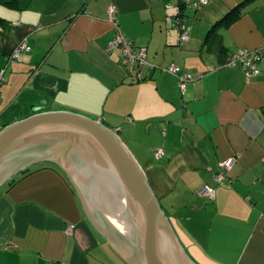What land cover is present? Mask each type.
Returning <instances> with one entry per match:
<instances>
[{
  "label": "crops",
  "instance_id": "1",
  "mask_svg": "<svg viewBox=\"0 0 264 264\" xmlns=\"http://www.w3.org/2000/svg\"><path fill=\"white\" fill-rule=\"evenodd\" d=\"M182 3L0 0V129L52 111L99 120L142 167L196 264H264V0ZM108 6L124 36L146 47L155 66L147 79L130 78L119 52L106 51L114 35ZM235 7L238 16L207 37ZM177 14L185 18V42L173 25ZM22 40L30 51L10 60ZM238 48L262 50L251 80L224 65ZM169 64L194 77L183 92L160 69ZM227 158L234 162L219 184L214 176ZM29 169L0 192V264H126L90 223L57 163ZM203 185L215 189L212 201L197 196Z\"/></svg>",
  "mask_w": 264,
  "mask_h": 264
},
{
  "label": "water",
  "instance_id": "2",
  "mask_svg": "<svg viewBox=\"0 0 264 264\" xmlns=\"http://www.w3.org/2000/svg\"><path fill=\"white\" fill-rule=\"evenodd\" d=\"M46 160L65 172L88 220L126 264H196L115 130L67 111L0 129V188Z\"/></svg>",
  "mask_w": 264,
  "mask_h": 264
},
{
  "label": "built area",
  "instance_id": "3",
  "mask_svg": "<svg viewBox=\"0 0 264 264\" xmlns=\"http://www.w3.org/2000/svg\"><path fill=\"white\" fill-rule=\"evenodd\" d=\"M207 0H183V6L187 8H198L205 4ZM106 17L111 22L114 28L113 38L106 45V51L112 52L117 50L120 54L122 62L125 66L127 75L135 81H143L148 78L150 72L155 67L150 63L147 57L146 47L136 46L130 40H128L120 29L118 19L116 17V11L113 6H108L106 10ZM173 25L180 31V41L185 42L189 39L188 29L185 25V18L183 14H177L174 17ZM30 45L25 41H19L12 49L9 59L13 60L18 58L25 52L30 51ZM262 57V50L255 49L249 50L246 48H238L233 51H229L226 54L224 62L225 66L238 67L244 73L246 80H251L259 75L260 68L259 62ZM163 72L169 73L176 77L178 80L179 88L183 92L185 83L191 81L194 77L185 69L175 65L169 64L160 68ZM3 70H0V79L2 78ZM163 154L161 149L155 151L154 157L160 158ZM234 162L233 158H227L222 160L221 172L214 176V179L223 184L224 175L230 170ZM197 196L212 201L215 197V189L209 185H203L197 190Z\"/></svg>",
  "mask_w": 264,
  "mask_h": 264
},
{
  "label": "trees",
  "instance_id": "4",
  "mask_svg": "<svg viewBox=\"0 0 264 264\" xmlns=\"http://www.w3.org/2000/svg\"><path fill=\"white\" fill-rule=\"evenodd\" d=\"M182 8H183V5H182ZM181 8V9H182ZM237 10V7H235L234 8V11L232 12V10L228 13V14H226L221 20H219L218 22H216L215 24H214V26L208 31V36L207 37H209V35H211L212 33H214V31H215V26L216 25H218L219 23H221V21L223 22H225L226 21V23H228V22H230L232 19H227V18H229V16L232 14H234L235 15V17L236 16H238V12L236 11ZM232 12V13H231ZM229 20V21H228ZM30 169L28 168V169H26V170H24V171H22L21 173H19V174H17L16 176H14V177H12L4 186H12L13 184H15L20 178H17V176H19V175H21V174H23V175H25V174H27V173H29L28 171H29ZM31 172V171H30Z\"/></svg>",
  "mask_w": 264,
  "mask_h": 264
},
{
  "label": "rangeland",
  "instance_id": "5",
  "mask_svg": "<svg viewBox=\"0 0 264 264\" xmlns=\"http://www.w3.org/2000/svg\"><path fill=\"white\" fill-rule=\"evenodd\" d=\"M7 186V185H6ZM6 186H3L0 188V192L6 188Z\"/></svg>",
  "mask_w": 264,
  "mask_h": 264
}]
</instances>
